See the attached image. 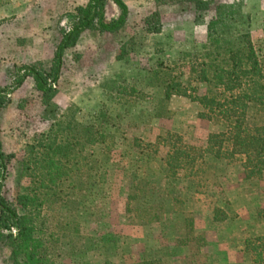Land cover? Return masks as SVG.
I'll use <instances>...</instances> for the list:
<instances>
[{"label":"rangeland","instance_id":"rangeland-1","mask_svg":"<svg viewBox=\"0 0 264 264\" xmlns=\"http://www.w3.org/2000/svg\"><path fill=\"white\" fill-rule=\"evenodd\" d=\"M123 1L127 6L124 26L114 33L85 30L76 45L64 52L55 86L53 103L60 111L69 108L66 114L82 125L99 118L114 136L109 155L104 156L98 146L93 149L107 177L83 198L79 214L87 250L56 264H131L144 259L162 264H251L241 240L245 233L264 235V174L247 178L241 162L206 155L217 188L195 194L182 173L175 179L167 177L161 163L163 142L157 138L161 131L181 135L183 145L204 148L216 128L200 119L197 105L186 98L172 97L167 110L160 108L163 91L151 85L150 74L158 61L170 63L182 52L200 51L206 23L221 3L242 4L252 40L264 53V0H204L209 2L204 24L195 22L196 10L190 2ZM87 2L8 0L1 5L0 88L9 87L25 65L48 69L61 32L70 28L75 9ZM105 14L107 20L116 19L120 11L109 0ZM153 14L159 18L158 33L146 32V21ZM9 100L0 113V142L14 158L1 184L4 195L13 200L34 175L33 167H27L28 146L36 145L50 122L43 117L45 107L30 77L10 93ZM137 180L181 195L188 218L170 213L158 222L137 224L126 211L128 193ZM215 207L228 218L214 220ZM9 254L7 246L0 251V264H10Z\"/></svg>","mask_w":264,"mask_h":264},{"label":"trees","instance_id":"trees-1","mask_svg":"<svg viewBox=\"0 0 264 264\" xmlns=\"http://www.w3.org/2000/svg\"><path fill=\"white\" fill-rule=\"evenodd\" d=\"M7 1L0 0V6ZM107 1L88 0L85 6L75 9L70 28L61 32L48 69L40 64L25 65L9 87L0 88L1 113L10 102V93L30 77L45 107L43 117L50 122L48 131L39 134L36 145L28 146L27 167H33L34 175L13 200L4 195L1 182L14 155L5 153L0 142V251L10 248V264H56L87 250L79 214L83 198L107 177L93 149L98 146L104 156L109 155L114 136L99 118L86 125L77 123L73 115L66 114L69 108L60 111L53 98L64 52L76 45L80 35L85 30L114 33L124 26V1L110 0L120 14L109 20L105 14ZM180 1L192 3L195 22L204 24L208 1ZM241 9L239 2L217 5L206 23V40L201 50L182 52L170 63L158 61L150 74L151 85L163 91L158 100L160 108L167 110L172 97L186 98L197 105L198 117L216 128L208 135L204 148L183 145L181 135L172 131L162 130L157 137L165 150L161 163L166 176L175 179L182 173L187 188L191 187L195 194H206L218 185L206 155L227 163L241 162L247 178H261L264 174V53L256 48L248 18ZM146 24V32H159L156 14ZM133 92L139 94L134 89ZM184 204L181 195L161 192L152 188L150 182L137 180L128 193L126 211L137 224L148 225L170 213L187 219L189 213ZM224 215L220 208L213 209L214 220L224 221L228 218ZM190 227L188 224L189 230ZM245 235L241 240L243 252L251 264H264V235ZM131 264L162 263L144 259Z\"/></svg>","mask_w":264,"mask_h":264}]
</instances>
